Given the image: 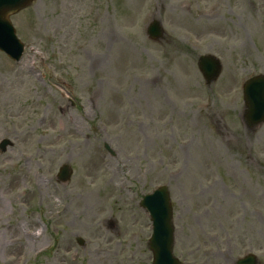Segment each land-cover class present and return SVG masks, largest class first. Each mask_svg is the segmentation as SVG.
<instances>
[{"label": "rangeland", "instance_id": "rangeland-1", "mask_svg": "<svg viewBox=\"0 0 264 264\" xmlns=\"http://www.w3.org/2000/svg\"><path fill=\"white\" fill-rule=\"evenodd\" d=\"M10 21L24 53L0 52V264H151L139 202L162 185L183 264L264 245V122L244 123L242 96L264 74V0H33Z\"/></svg>", "mask_w": 264, "mask_h": 264}, {"label": "water", "instance_id": "water-1", "mask_svg": "<svg viewBox=\"0 0 264 264\" xmlns=\"http://www.w3.org/2000/svg\"><path fill=\"white\" fill-rule=\"evenodd\" d=\"M32 0H0V50L11 58L19 59L23 45L18 41L9 16L26 7ZM149 36L159 39L163 30L159 21H152L147 29ZM198 67L206 83H211L220 74L221 65L211 55H201ZM244 100L247 111L246 123L257 126L264 122V75L250 78L244 87ZM71 169L65 164L60 168L58 179L67 182ZM140 206L145 208L151 220L152 234L148 247L152 252V264H181L172 255L173 226L169 193L166 186L155 189L151 194L145 195L140 201ZM82 243L81 241H79ZM239 261L238 264H243Z\"/></svg>", "mask_w": 264, "mask_h": 264}, {"label": "flooded vegetation", "instance_id": "flooded-vegetation-1", "mask_svg": "<svg viewBox=\"0 0 264 264\" xmlns=\"http://www.w3.org/2000/svg\"><path fill=\"white\" fill-rule=\"evenodd\" d=\"M261 246V245H260ZM258 246V249H257V251L255 252V251H245V252H243V255H247V254H250V253H252V254H254L255 255V258H254V260H253V263L254 264H264V259H263V257H264V245L263 246ZM236 260L237 259H233V264H236L235 262H236Z\"/></svg>", "mask_w": 264, "mask_h": 264}]
</instances>
